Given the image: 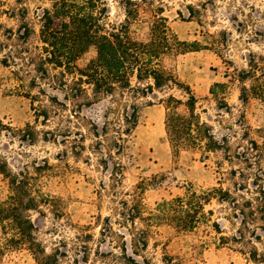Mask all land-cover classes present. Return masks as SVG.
Returning <instances> with one entry per match:
<instances>
[{"label": "rangeland", "instance_id": "rangeland-1", "mask_svg": "<svg viewBox=\"0 0 264 264\" xmlns=\"http://www.w3.org/2000/svg\"><path fill=\"white\" fill-rule=\"evenodd\" d=\"M125 1L103 0L108 23H125ZM131 1L139 13L128 23L132 36H146L160 7L180 40L200 45L166 59V65L190 86L196 112L212 126L214 136L227 137L229 154L244 151L247 158L226 160L222 151L206 157L192 150L174 153L165 134V109L158 102L162 93L126 101L138 106V122L126 133L122 98L115 94L94 99L87 87L86 103V98H72L58 86L50 67L47 76L35 71L29 57L39 51V15L50 7V0H0V157L13 172L27 169L35 176L34 166L41 165L39 187L57 200L60 210L56 215L47 205L31 211L34 235L46 254L56 256V264H252L247 246L221 238L240 228V215L233 214L230 203L213 199L205 206L213 211L211 222H218L220 233L211 222L192 232L161 224L148 231L146 247L136 251L134 239L118 223L111 191L144 185L142 198L150 211L157 202L183 194L189 185L197 190L222 187L244 198L264 187V154L257 158L246 150V139L263 141L264 103L252 97L243 103L233 78L236 70L247 67L250 53L264 55V0ZM26 26L32 29L27 38L20 36ZM93 56L90 49L78 66L84 67ZM216 82L227 85L217 97L209 93ZM168 93L182 98L176 89ZM221 96L228 109L219 104ZM115 175L121 184L113 186ZM9 193L8 180L0 174V200ZM106 216L111 234H101ZM136 227L145 225L136 220ZM10 237V230L0 226V264H37L31 251L13 246Z\"/></svg>", "mask_w": 264, "mask_h": 264}, {"label": "trees", "instance_id": "trees-1", "mask_svg": "<svg viewBox=\"0 0 264 264\" xmlns=\"http://www.w3.org/2000/svg\"><path fill=\"white\" fill-rule=\"evenodd\" d=\"M188 12L194 16L195 10L188 6ZM125 14V23L110 24L106 21L107 9L103 0H50V7L43 8L39 15V51L29 57L35 64V71L47 76V67H50L56 71L52 75L54 82L66 89L72 98H86V103L90 102L87 87L91 88L94 99L103 95L113 97L115 94L122 98L125 102L122 106L123 119L128 124L126 133L134 129L138 122L137 104L126 101L138 96L157 98V93H162L158 102L165 109V134L174 153L192 150L206 157L207 153L222 151L226 160L232 157L246 159L244 151H237L234 156L229 154L227 137L218 140L214 136L212 126L201 120L196 112L197 98L190 86L166 65V59L197 50L200 45L180 40L171 30L160 7L153 14L149 30L143 38L130 34L128 23L137 19L139 14L133 1H125ZM31 30L26 26L24 32L20 31V36L27 38ZM90 49L94 50V56L84 67H79L78 60ZM235 72L233 78L238 82L239 99L244 103L252 97L264 103V55L250 53L247 67ZM66 76L70 77L69 81ZM226 86V83L216 82L209 93L217 97L226 92ZM171 89L178 90L182 98L168 93ZM218 98L219 104H225L223 106L228 109L225 97ZM28 136L32 141L33 133ZM262 136V143L246 139V150L257 158L264 154ZM34 169L38 173L35 176L27 169L13 172L6 160L0 157V174L7 178L10 188L8 196L0 200V226L10 230V244L25 246L34 255L37 264H56V256L46 254L35 237L30 212L39 211L41 206L47 205L54 209L56 215L60 214V210L57 200L39 187L38 170L42 166L35 165ZM114 180L113 186L121 184L116 175ZM116 188L111 191L113 209L117 220H120L118 223L126 227L134 239L136 251L146 247L145 235L153 226L165 224L178 232H192L199 225H209L213 211L206 210L205 206L214 199L219 203H230L233 214L236 217L240 215V228L231 237L222 236V240L230 239L242 247L247 246L248 260L252 264H264V187L259 186L253 197L244 198L243 194L234 196L222 187L197 190L189 185L183 194L157 202L150 211L142 198L144 185H136L132 191H117ZM136 220L142 221L145 228L138 229ZM103 221L106 226L101 234L113 233L110 217H104ZM257 221L260 225L254 224ZM211 226L216 233L221 232L217 221H212ZM122 248L126 256V245Z\"/></svg>", "mask_w": 264, "mask_h": 264}]
</instances>
